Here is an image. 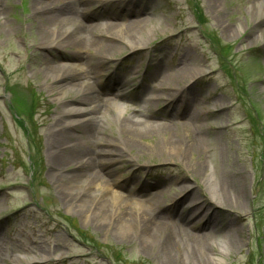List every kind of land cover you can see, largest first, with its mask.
<instances>
[{"label": "rangeland", "instance_id": "obj_1", "mask_svg": "<svg viewBox=\"0 0 264 264\" xmlns=\"http://www.w3.org/2000/svg\"><path fill=\"white\" fill-rule=\"evenodd\" d=\"M132 2H126L127 7L141 12L150 22L136 40L145 48L140 53L123 48L104 54L111 56L105 72L102 70L104 82L97 87L105 92L112 86V95L127 89L125 102L102 94V98L112 99L107 106L94 115L72 119L77 123L93 119L89 131L94 138L85 140L93 144L98 138L118 142L125 120L172 125L177 113L183 114H179L181 119L186 113L195 115L194 123L201 126L205 138L203 155L180 159L176 155L184 158L185 154L177 149L171 160L165 159L168 153L161 156L152 149L159 150V137L144 140L142 153L133 150L126 154L115 172L118 182L112 191L129 201L118 204L132 209L130 202L158 195L163 205L161 215L172 222L180 215L189 223L183 208L194 206L190 203L196 199L211 209L209 213L214 212L217 224L209 227L204 221L190 230L202 248H209L221 264H264V17L259 12L264 9V0H217V9L208 0ZM113 3L115 0H100L90 11L74 13L73 17L85 24L83 17L91 16V27H106L114 21L108 20L112 12L125 15L124 8ZM124 17L113 23L126 24ZM38 23L33 0H0V172L15 178L13 185L0 180V245L7 256L0 264H165L148 238L134 237L137 233L133 228L125 237L112 229H99L102 213L98 219L87 216L80 207L69 206L79 181L68 185L52 179L46 132L41 125L50 124L58 111H89L101 106L80 104L77 91L57 97L62 83L53 82L40 71L41 58L46 57L59 69L72 66L73 61L60 51V43L49 50L33 46L31 39L37 38L34 27ZM226 28L231 31L228 35ZM186 62L197 70L196 75L167 81L166 87L188 88L183 94L190 97L189 106L177 109L176 101L166 109L160 101L149 107L148 101L158 96L157 84L149 78L174 77ZM146 74L148 80L142 81ZM72 133L84 135L76 130ZM199 157L206 170L203 176L193 172ZM230 165L247 175L249 201L241 212L216 210L206 201L210 194L206 189ZM108 197L103 199L104 208ZM85 205L89 206L88 201ZM196 225L191 222L193 228ZM237 232L240 239L229 247ZM202 235L208 238L203 240ZM176 244L185 251L182 257L188 256L184 237ZM182 257L176 264L195 263L191 258L184 262Z\"/></svg>", "mask_w": 264, "mask_h": 264}, {"label": "bare ground", "instance_id": "obj_2", "mask_svg": "<svg viewBox=\"0 0 264 264\" xmlns=\"http://www.w3.org/2000/svg\"><path fill=\"white\" fill-rule=\"evenodd\" d=\"M99 1L33 0V16L39 18L37 27H34L37 38L31 39L33 46L49 50L56 47L55 43H60V46L57 44L62 48L60 51L69 54L70 61H73L70 62L73 64L72 66L59 69L54 67L46 57H42L39 65L40 71L45 75H50L53 82L62 83L61 87L57 89V91H60L57 97L66 95L70 90L77 91L81 98L79 99L80 104H99L101 106L89 111L84 109L58 111L56 113L57 117L50 124L43 123L41 125V128L45 129L46 132L49 172L52 179L56 183L68 182V185H73L79 181V190L76 191L73 200L67 202L69 206L80 207L87 216H98V219L102 213L103 217L100 218L99 229H112L120 232L125 237L128 232L131 233L133 228L137 233L134 237L139 240H145V237L148 238L155 253L164 257L165 264H173V262L176 264L177 258L182 257L185 251L180 245L177 248L176 240L181 239L182 241L183 237L188 243L186 249L188 256H183L182 261L185 262L191 258L195 262L194 264H213L214 261H217L216 264H221L220 259L212 257L209 248L201 247L199 239L190 231L197 229L196 227L204 221L209 227L217 226L214 212L209 213L208 211L211 209H206L203 203L196 202V199H194V201H191L193 204L190 203L194 206L183 208L186 209L185 213H188L189 223H185V219L180 215L177 216V221L172 222L160 214L163 205H161L162 202L158 195L144 202H130L132 209H124L119 206L118 202L128 204L129 201L123 195L112 191L118 182L115 172L120 163L125 160L126 154L131 153L133 150L141 154V144L148 138L159 137L162 142L159 150H156L154 146H152V149L153 152H157L156 154L159 153L161 156L168 153V157L165 159L171 160L177 149L185 154L184 158L176 155L180 159H185L189 154L193 156L195 153L202 156L205 138L201 126L194 123L195 115L193 117V114H186L181 119L180 116L183 114L179 113L181 114L179 115L177 113V118H174L172 125L158 124L152 120L146 122L125 120L120 125V140L118 142L117 140L106 142L98 138L93 144L85 141L94 138L89 131V124L93 119L80 123L72 119L94 115L102 110L103 106H107L108 101L112 100L102 98V94L112 95V86L107 87L108 89L106 88L105 92L97 90L99 84L101 85L104 82V79H101L102 70L105 72L107 58L111 56L104 54H110L123 48L129 49L133 53H140L145 48V45H141L136 40L138 35L148 28L150 22L141 17V12L137 13L127 7L126 2L133 1L132 3H134V0H115L116 3L113 4L115 6L119 5L120 9L124 8L125 15L119 12H112L108 15L109 21H119L122 16H126V18L124 17L126 24L113 23V21L106 27H103V24L91 27V16L83 17L85 24L77 22V19L73 17L74 13L90 11L92 5ZM208 3H210V6L214 5L217 9V0H208ZM79 7L83 9L81 10ZM259 12L264 17V9H259ZM32 25L30 26L32 27ZM230 32L227 28L225 29L226 35ZM261 33H264V31ZM151 66L150 63L149 67ZM196 71L191 63L186 62L181 64L174 77L171 75L165 79H162V76L160 78L154 77L151 81L157 84L158 89L155 87V91H157L158 96L149 100L148 106L151 107L153 104L160 103V101L166 104V109L173 107L176 101L178 102L177 109L182 106H189L190 97L183 94L188 88L172 90L170 86L166 87V85L167 81L180 76H190L192 78L196 75ZM127 92V89H121L114 92L112 96L115 97L116 102H125ZM179 120L182 121L179 122ZM47 121L48 119L44 122ZM84 129L88 133H85ZM73 130L84 135H74ZM81 139L84 140V146H82L83 141ZM32 162L36 164L34 158ZM198 163L195 162L197 168L193 172L197 176H203L206 170H204L201 157L198 158ZM1 179L11 182L12 185L15 182V178L6 176L2 171L0 172ZM246 179L245 172L230 165L229 169L220 173L218 180L212 182L209 188L206 189V192L210 193L206 200L207 203L216 206V208L214 207L216 210L219 208L222 210L224 208L234 209L240 212L245 210V204L247 200L249 201ZM81 180L84 181L81 182ZM72 191L71 189L68 194L63 195V200L66 201ZM135 193L138 194V192ZM107 195L110 197H108L109 200L107 198L106 208H104L102 203ZM87 201L89 206L85 205ZM200 211H203L202 214H199ZM191 222L197 223V225L193 228ZM236 234V239L234 237L230 239L229 247H234L240 239L239 233ZM206 238H208L207 235L201 236L203 240ZM211 247L214 248V245ZM4 253L3 245H0V262L6 260L7 256ZM205 261L207 263H204ZM18 264L20 263L18 262Z\"/></svg>", "mask_w": 264, "mask_h": 264}]
</instances>
